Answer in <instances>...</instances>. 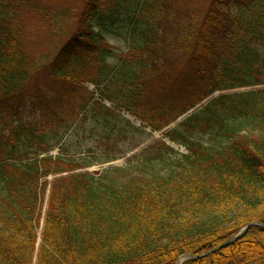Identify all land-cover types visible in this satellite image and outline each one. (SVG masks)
I'll use <instances>...</instances> for the list:
<instances>
[{
  "label": "trees",
  "instance_id": "1",
  "mask_svg": "<svg viewBox=\"0 0 264 264\" xmlns=\"http://www.w3.org/2000/svg\"><path fill=\"white\" fill-rule=\"evenodd\" d=\"M59 1L0 0V264H175L181 255L221 245L247 223L261 226L183 264H264V89L213 99L163 135L186 148L178 162L168 163L176 152L160 143L145 154L166 168L140 164L122 177L116 168L98 176L87 171L97 160L91 150L86 159L51 155L63 136L55 139L53 128L50 144L48 124L3 122L41 72L55 92L95 84L89 72L112 54L96 28L122 16L140 37L137 49L105 71L108 83L121 77L122 92L105 86L97 99L86 91V101L69 106L72 124L95 113L100 155L116 160L146 141L145 129L160 132L211 94L264 85V0H207L204 9L196 0H75L64 7ZM20 13L50 39L39 60L25 51ZM178 58L182 70L162 72ZM193 90L203 92L192 102L172 100ZM153 93L170 103L158 104ZM206 133L223 139L208 149L193 138Z\"/></svg>",
  "mask_w": 264,
  "mask_h": 264
},
{
  "label": "rangeland",
  "instance_id": "2",
  "mask_svg": "<svg viewBox=\"0 0 264 264\" xmlns=\"http://www.w3.org/2000/svg\"><path fill=\"white\" fill-rule=\"evenodd\" d=\"M74 1L75 0H60L59 5L63 7L71 6ZM144 1L146 0H143V2ZM152 1L154 2V0ZM195 3L200 9H204L206 8L207 0H196ZM108 15L109 13L104 14V16ZM99 25L100 26L96 28V30L100 31V34L103 35L106 45L112 50V54L99 65L97 71L91 70L89 72V76L91 77V79L93 78V80H96L95 84L86 81L83 84V88L85 90L73 89V87L67 85L64 86L60 91L55 92V88L53 83L51 84V80L46 76L44 72H41L36 78L37 86L34 88H31L30 86V93H28L29 97L24 99L23 103H20L18 110H11L3 118V122H5L6 126H10V124L15 122L31 123L35 126H43L48 124V129H46V131L48 132L47 138L51 140L53 139L51 130H53V128L57 129L58 132L56 133L55 139H58L62 136L63 139L61 140V143L58 146L53 147V149L51 148L52 155H56L58 151H60L62 152V155L67 153V156L73 158L74 156L79 154L81 158L86 159L89 158V155L87 153L89 150H91L95 153V159L97 160L91 159L89 162H92V165L86 170H88L91 174L95 176H98L103 171L110 170L111 168L121 170L119 171V173H117L119 177L127 176V173L136 174L135 171L139 169L140 164H145V167H148L149 169L155 171H160L163 168H166V165H158L157 158L153 157V155L149 156L145 154V152H147L149 148H152L154 146L156 148H159L160 143L165 144L166 139L163 138L165 132L177 129V127L182 122H184L190 115L196 113L197 111H200L213 99H217L222 95L243 94L250 91L264 89V85H259L255 87L235 88L217 91L200 101L192 109L180 116L175 122L162 129L160 132L149 133L150 135L146 138V141L133 151L111 162H104L103 156L100 155L101 151L97 147L98 143L96 141V135L92 129L93 126H99V124L93 118V115L95 113L91 112L89 114V118L86 121H82L79 124H72L74 122L75 116L72 114V107L69 106L72 104H76L79 101H86L89 96L87 92L94 93L95 95H97L96 98L98 99L99 95L97 90H103L105 86L110 87V91L112 94L118 95L119 92H122L120 90L121 77L114 78L111 82L108 83V81L105 79V71L115 68L116 64L122 57L127 55L129 52H133L135 49H137L140 45V37L138 38V32L135 34L132 29L133 26L131 27L129 22L122 16L118 17L117 19H114L113 21L104 20V23H100ZM20 26L25 34L23 43L25 46L26 53L36 60H39L40 58H43L48 55L47 50L50 45V39L43 31L42 26L36 23V20H32V17L26 16L23 13H20ZM162 31L165 36H167L166 39H171V28L167 24H163ZM182 63V58L172 60L167 64V68L162 72L170 73L171 71L176 69L182 70L184 67ZM148 84H150V82ZM202 92L203 90H193L192 94L188 96H175L172 98V100H178L185 105L188 102L194 101L197 97L202 94ZM152 97L160 105H163L164 103H170L171 101V99H161L157 93H153ZM39 98H43L42 101L38 100ZM88 107H90V104L88 105ZM116 113L118 115H124L123 111L120 110H117ZM56 117L58 120L63 121L64 124H58ZM65 120H67V123H65ZM70 124H72L69 128L70 130L67 132L66 135H64L67 130V127ZM141 128H144V126H141ZM193 138L208 149L217 147L223 139L222 136L219 135L218 137L217 135L211 133H206L204 135L196 134V136H194ZM53 143L54 140L50 141V144ZM180 148H183V150H180ZM174 151L176 152L175 154H169V157L167 158L168 163L178 162L180 160L181 155L186 153V148L184 146L179 145L178 150ZM141 152H143L142 155H140ZM133 155L137 156V158H135V156ZM113 173L114 172H112L110 175H112ZM47 196L48 191H46V194L44 196L43 212L46 208ZM41 226L42 219L40 227Z\"/></svg>",
  "mask_w": 264,
  "mask_h": 264
},
{
  "label": "water",
  "instance_id": "3",
  "mask_svg": "<svg viewBox=\"0 0 264 264\" xmlns=\"http://www.w3.org/2000/svg\"><path fill=\"white\" fill-rule=\"evenodd\" d=\"M127 118H129V119L132 120V118L129 117V116H127ZM136 124L139 125V122L136 121ZM166 143H167L171 148H173L174 150H177V149H178V147L175 146L174 144H171V143H169L168 141H167ZM252 226H261V225H259V224H257V223H247L245 226H243V227L237 232V234H235L232 238L228 239L227 241H225V242L222 243L221 245H219V246H217V247H215V248H213V249H211V250L205 252V253L202 254V255H197V256H194V255H191V254L181 255V256L177 259V261H176L175 264H182V263H184V262H186V261H188V260H191V259H201V258L206 257L207 255H210L211 253H214V252H216V251H219V250H221V249L227 247L228 245H230V244L236 242L237 240L241 239V238L245 235V233L247 232V230H248L250 227H252Z\"/></svg>",
  "mask_w": 264,
  "mask_h": 264
}]
</instances>
